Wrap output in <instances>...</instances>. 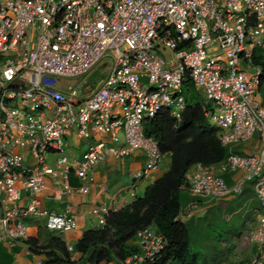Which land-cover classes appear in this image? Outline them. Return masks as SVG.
<instances>
[{
    "label": "built area",
    "instance_id": "1",
    "mask_svg": "<svg viewBox=\"0 0 264 264\" xmlns=\"http://www.w3.org/2000/svg\"><path fill=\"white\" fill-rule=\"evenodd\" d=\"M254 49H264V0H0V246L28 241V220L51 232L75 229L69 209L53 214L42 207L46 178L73 195V175L86 195L104 163L142 154L143 166L131 173L133 190L160 169L166 154L144 128L164 112L180 122L192 105L182 93L189 81L226 158L192 167L180 189L195 202L222 200L253 183L263 215L251 237L255 252L242 264H264V105L259 71L246 70ZM105 58L110 72L90 94L56 85ZM74 135V146L84 145L79 159L58 157ZM255 135L260 146L251 154L232 151ZM24 149L33 167L16 152ZM236 173L229 186L226 178ZM194 201L177 220L192 218ZM110 212L100 205L89 214L103 228ZM132 240L138 253L119 264H152L166 245L151 227Z\"/></svg>",
    "mask_w": 264,
    "mask_h": 264
},
{
    "label": "trees",
    "instance_id": "2",
    "mask_svg": "<svg viewBox=\"0 0 264 264\" xmlns=\"http://www.w3.org/2000/svg\"><path fill=\"white\" fill-rule=\"evenodd\" d=\"M251 67L259 71L257 92L264 99V49L252 51ZM182 93L192 105L182 114L179 123L164 112L147 122L144 128V134L158 143L162 153L170 155L169 170L145 189L142 198L110 212L103 228L82 234L72 248L73 253L80 255V260L73 261L65 243L58 238H51L44 246L29 239V251L43 257L41 264L122 263L138 253V248L129 242L138 230L147 227L155 229L166 242L152 264H223L229 253V248L222 245L223 240L215 245L208 242L201 248L206 252L204 255L199 251L194 253L190 247L193 224L177 220L182 210L180 188L186 173L196 165H217L226 158L218 130L205 119L202 99L191 82L184 84Z\"/></svg>",
    "mask_w": 264,
    "mask_h": 264
},
{
    "label": "crops",
    "instance_id": "3",
    "mask_svg": "<svg viewBox=\"0 0 264 264\" xmlns=\"http://www.w3.org/2000/svg\"><path fill=\"white\" fill-rule=\"evenodd\" d=\"M252 69L254 72L249 74H254L258 71L257 69ZM259 99L264 105V99L260 95ZM74 139L75 135L68 140V147L65 152L70 149L72 143L74 146ZM259 146V135H255L247 143L234 145L232 151L239 155H249L254 149H258ZM72 159L74 158L72 157ZM164 162L160 169L152 171L142 183L136 186L135 190L132 189L131 183H124L123 179L127 175L130 178L132 172L143 166L144 157L140 153H135L131 159L102 164L96 170L95 184L86 195L78 193L77 189L80 183L73 175H70L69 183L71 188L75 190L73 195L64 193L61 183L55 185L49 178H46L45 188L39 196L42 207L53 214L64 213L69 209L74 216L76 226L75 229L69 233H57L45 229L43 221L28 220L26 225L28 227L29 239H35L38 241L39 246H44L49 243L51 238H58L65 243L67 248H73L85 231L100 229L97 218L89 214L90 210L100 205H105L110 211L116 212L128 206L135 199L142 198L145 189L169 170V154L165 155ZM239 177L240 174L238 173L227 177V184L229 186L234 185V181L238 180ZM185 194L189 199L188 194L186 192ZM21 196L22 202L20 204L25 205L27 203V198L24 193H21ZM190 200H192L191 202L194 201L193 199ZM188 203L186 202L181 208L184 209ZM196 203L198 204V210L195 211L192 218L189 220H182L181 223L193 224V219H199L206 220L205 225L213 227L220 226V224L223 223L231 225L234 221L238 231L232 228L225 230L227 240H223V245L229 248V253L223 264L236 262L239 258L236 255V247H239V244H243L248 238V235H250L249 238L252 237L257 226L256 223H252V221L258 220L261 216L260 212H263L256 198L253 183L245 182L242 185L241 192L237 195L232 193L222 200H196ZM227 213H230L229 217H227L228 220L226 218L224 219ZM42 229L49 234L42 235ZM28 241L20 242L11 248L7 245L0 246V264H41L43 257L35 256L30 253L27 245ZM209 243L213 244V242ZM129 244L134 245V241L131 240ZM231 249L232 253L230 254ZM253 252H255V249ZM69 253H71V259L73 261L80 260V255L73 253V250Z\"/></svg>",
    "mask_w": 264,
    "mask_h": 264
},
{
    "label": "rangeland",
    "instance_id": "4",
    "mask_svg": "<svg viewBox=\"0 0 264 264\" xmlns=\"http://www.w3.org/2000/svg\"><path fill=\"white\" fill-rule=\"evenodd\" d=\"M211 54H214V55L219 54V51H215L214 53H211ZM163 56L168 58L167 53H164ZM111 65L112 63L109 61V59L105 58L100 63H98L96 66H94L88 74L83 75L77 79L69 80V81L67 80L56 81V85L64 87L65 91L70 90V89H75L81 86V94L83 96H86L101 86V84L103 83V81L106 79L107 75L110 72ZM170 67H172V65ZM243 67L244 69L247 68L245 64ZM246 70L248 73L254 72L252 68L249 70L248 69ZM210 125L211 127L214 128V125L212 124ZM83 149H84V145H82L79 149L73 146V143H72V145L70 146V149H68L66 152L57 153V156L59 157V156L65 155L69 160H72V157L75 159H79V156L81 152L83 151ZM17 153L21 154V157L24 160V165H27L29 167L34 166L35 160L31 157H27L28 156L27 149H24L23 152L17 150ZM123 182L131 183V177L129 178V176L127 175L126 177H124ZM190 199L191 198L189 197L188 199L185 192L182 191L181 201H180L181 206L183 207L186 202L190 203L192 201ZM229 214L230 213H227L224 219L229 217ZM260 215H263V212H260ZM193 222L195 224L193 223L192 227L190 228V232L191 230L193 231V235L191 236L192 239L190 242V247H191L192 252L196 253L199 251L202 255H204L206 252L201 248H203V246H205L208 242H213L214 244L218 240H227L225 230H229V228H232L238 231V228L236 227L234 221L231 223V225H226L223 223V224H220V226L218 225V226H213V227L206 226L205 225L206 220L193 219ZM253 222L256 223L257 225V220L256 221L253 220L252 223ZM43 234L48 235L49 233L46 232L44 229H42V235ZM249 237L250 235H248V238L245 240L243 244H239V247H236L237 249L236 255L239 257L238 260H236V262H230L229 264H242L250 260L251 256L254 253L253 251L255 249V244H253V242L251 241V238ZM231 253H232V249H231L230 254Z\"/></svg>",
    "mask_w": 264,
    "mask_h": 264
},
{
    "label": "bare ground",
    "instance_id": "5",
    "mask_svg": "<svg viewBox=\"0 0 264 264\" xmlns=\"http://www.w3.org/2000/svg\"><path fill=\"white\" fill-rule=\"evenodd\" d=\"M133 256V255H132ZM156 260V259H155Z\"/></svg>",
    "mask_w": 264,
    "mask_h": 264
}]
</instances>
